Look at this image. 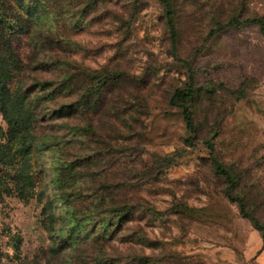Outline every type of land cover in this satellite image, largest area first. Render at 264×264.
<instances>
[{"label":"rangeland","instance_id":"374dc122","mask_svg":"<svg viewBox=\"0 0 264 264\" xmlns=\"http://www.w3.org/2000/svg\"><path fill=\"white\" fill-rule=\"evenodd\" d=\"M77 1L79 13L71 0L0 3L16 56L0 50V264H264L262 232L213 165L233 170L230 194L264 230V35L251 22L264 0ZM38 32L64 52L35 58ZM62 60L120 85L95 111L61 115L75 100L57 85ZM190 73L193 133L171 105ZM73 157L81 177L58 202L50 182Z\"/></svg>","mask_w":264,"mask_h":264},{"label":"trees","instance_id":"16d2710c","mask_svg":"<svg viewBox=\"0 0 264 264\" xmlns=\"http://www.w3.org/2000/svg\"><path fill=\"white\" fill-rule=\"evenodd\" d=\"M5 1L7 0H0V3L3 5L2 7H5ZM18 4L22 3L25 0H14ZM28 5H29V11L33 9V7H43L46 6V2L54 4L55 8L57 9H64L66 5V0H26ZM164 6L168 9V2L167 0H160ZM86 5L89 4V2ZM69 4L71 11L73 13H79L80 11V2L77 0H71ZM8 8L12 9V6L9 4L6 5ZM28 11V12H29ZM16 16L22 17L19 12L15 14ZM7 16L1 11L0 8V26H2V23L7 22ZM251 22L257 24L259 26L260 32L262 35H264V22L260 18H254L251 20ZM167 25L170 30V35H171V43L174 45L175 43V28L172 20V15L169 10H167ZM28 26H26V29L28 30ZM28 32V31H27ZM5 33L4 28L0 27V50L1 51H8L6 54L8 58H16L14 55L13 51L7 48V43L6 41L4 42V38L2 34ZM35 45L33 48V53L34 57L37 58L40 54L42 55H47L50 53H55L54 51H57V53L60 54V52H64V48L61 44L60 41L52 39L51 37L44 36L42 33L38 32V34L35 35ZM63 61V68L65 69V72L63 74V78L59 82L58 88L60 91H62V94L64 96L70 97L74 96L75 100L71 101L68 107L70 108L69 110L67 109L65 112H62L61 115L69 114V113H76L77 111H81L80 109H85L88 111H95L97 109L96 105L97 102H99L100 98H102V89H105L106 91L108 87L110 86H117L120 85V74L112 71H105L103 74L100 76H94L90 77L88 79V76H86L83 71L79 68L73 65L72 62L67 61V60H62ZM60 61H57V63ZM20 64V61L18 62ZM56 62H54V65H57ZM9 63H6V67L8 66ZM46 64V63H45ZM2 64H0L1 66ZM88 79V80H86ZM85 91V95L83 92ZM193 94V76L192 73L189 74L188 76V82L185 86L184 89L182 90H176L172 96L171 100V105L182 109V114H183V119L186 123V127L189 131L193 133V126H192V120H191V112L189 107L185 104V101L188 100ZM175 100L177 102H175ZM21 108V107H20ZM62 110V107L60 108ZM122 108L116 107L114 104L106 105L104 112L112 113L114 117L118 118L119 116L123 115L125 112L124 110H121ZM72 110V112H71ZM97 113V111H96ZM30 113L27 111L20 110V115L19 119H26L29 118ZM28 120V119H27ZM25 121V120H24ZM23 121V122H24ZM136 122V121H134ZM75 131L79 132L81 131V128L79 127H74L73 128ZM92 132V131H91ZM207 147L209 149H212V146L210 144H207ZM82 160L79 157H73L72 160L67 164H61L58 166V171L56 174H54L53 179L50 182V189L51 191L56 190L58 191L59 194V200L58 202H66L67 200L64 197L63 194V189L66 187L70 186L71 184L75 183L80 177L81 174L77 172V169L82 167ZM213 165L215 167V171L221 175L224 176L226 183H227V189H226V196L228 199L232 202H234L237 205V208L239 210V213L242 215V217L247 218L251 221L252 225L254 228L258 229L260 232H262V235L264 236V230L263 228L259 227L258 221L255 219V217L251 214H249L246 209H245V204L243 202V199L238 196H232L230 194V191L235 188V179L232 175L233 170L230 168H224L223 164L216 159H213ZM94 173L91 171V174ZM54 180V184H53ZM104 189L106 191H109L110 188L106 184L104 185ZM109 212H114L122 210L126 211L129 210L127 206L123 205L118 208L116 206H112L111 204L108 206ZM69 215V213H67ZM72 231L68 232V235L71 234ZM23 264V263H20ZM85 264V263H83ZM94 264V263H92Z\"/></svg>","mask_w":264,"mask_h":264}]
</instances>
